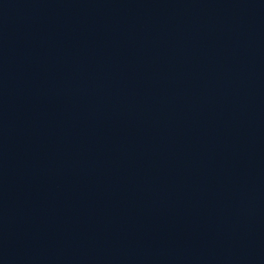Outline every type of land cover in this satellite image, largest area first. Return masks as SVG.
I'll return each mask as SVG.
<instances>
[{
  "label": "water",
  "instance_id": "1",
  "mask_svg": "<svg viewBox=\"0 0 264 264\" xmlns=\"http://www.w3.org/2000/svg\"><path fill=\"white\" fill-rule=\"evenodd\" d=\"M0 264H264V0H0Z\"/></svg>",
  "mask_w": 264,
  "mask_h": 264
}]
</instances>
